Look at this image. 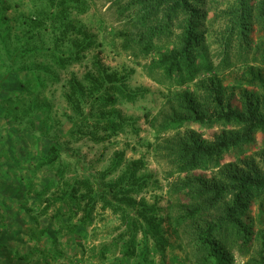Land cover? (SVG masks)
I'll return each instance as SVG.
<instances>
[{
	"label": "trees",
	"instance_id": "16d2710c",
	"mask_svg": "<svg viewBox=\"0 0 264 264\" xmlns=\"http://www.w3.org/2000/svg\"><path fill=\"white\" fill-rule=\"evenodd\" d=\"M80 1L45 0L44 9L38 14L42 21L34 22L31 29L34 32L48 30L59 21H66L70 7L75 8L79 5L76 8H80ZM247 1L237 0L238 9L229 22L230 37H236L237 40L243 39L245 34L243 13L246 11ZM258 1L260 18L264 22V0ZM113 3L119 16L125 15L128 20L124 25L121 24L115 28L116 30H112V38L114 42L119 40L121 50L132 54L134 59L139 55L149 57L155 49L156 40L163 36H171L177 27L181 29L180 47L165 54L158 67L152 61L142 65L149 79L158 85L169 83L167 86L169 91L172 87H181L195 79L198 70L193 64L192 57L195 47L200 44L197 27L202 17L201 0H113ZM54 29H60L62 34L67 29V25L63 22ZM30 42L28 38L7 52L8 64H4L6 72L0 78V110L2 109L6 123L0 135L3 141L0 144V159L2 162L5 161L4 166H10L16 183H26L23 184L24 189L21 188L23 192L18 190L10 205L5 204L7 197L1 198L0 209L11 214L13 205L18 203L21 206L25 203L21 200L24 194L34 196L36 205L28 208L22 206L18 212L19 220L11 219L7 222V216L0 214V259L8 263L15 260L28 261L30 253L25 246L38 245L48 237V248L38 251L41 264H86L88 261L90 264H112L109 259L112 253H107L111 247L119 249L121 254L117 264H126L136 255L135 234L138 229L143 232L145 243L151 239L154 248L163 251L167 241L161 236L162 221L158 217V207L132 198V194L140 191L147 182L146 176L136 178L132 172L137 163L132 166L128 174L120 175L112 182H105L123 162V154L114 153L109 166L101 173L100 179L94 185L87 179H75L71 184L67 182L63 184L65 168L61 169L58 166L64 150L61 142L87 139L98 144L108 142L110 138L118 135L127 126L128 121L117 111L116 106L120 101L133 102L137 92L129 90L124 82V76L109 72L99 63H95V72L85 74L84 83L76 78L68 83L65 100L71 107L74 118L67 117V128L62 134L58 120L50 118L52 107L48 106L46 100L40 98L37 92V89L44 87L45 84L40 74L41 70L48 74L52 82L55 80V75L50 68L30 61L36 52V49L30 47ZM0 43L3 45L1 39ZM88 46L91 47L90 42H85L83 46H79L78 51L85 50ZM45 52L52 55L54 64L60 68H64L71 57H75L71 56L72 54L67 56L59 54L54 45L46 47ZM18 61L21 63L20 69L25 74V78L13 90L2 96V86L7 82L10 66ZM255 79H262L259 73ZM174 96L177 98L166 102L168 109L159 112L158 116L148 122L155 135L154 159L158 164L166 166L164 174L167 177L192 171L202 164L212 163L231 146L248 141L255 131H264V117H254L251 113L242 116L231 110L225 111L219 95H213L209 101V107L216 109L211 114L208 110H199L195 99L187 93H177ZM173 102L175 103L169 109V105ZM145 118L149 119V115L145 114ZM213 118L237 124L242 128L241 133L222 136L212 145H204L199 139L194 138V135L169 137L171 131H177L186 122L202 124ZM16 123H26L28 127L25 131H21ZM37 126L40 130H37L39 129L36 128ZM8 128H12L13 132ZM51 131H53L52 135ZM37 132L41 135L36 136L39 135ZM43 138L48 140L46 146L42 145ZM18 143L20 146H17ZM28 143L32 145L31 152ZM29 157L32 158L29 161L34 164H32L34 173L40 177L39 183L30 179L25 180L21 175L16 176L19 172L15 167ZM26 162L28 163V160ZM4 166L2 167L5 168ZM42 179L46 181L43 185ZM226 179L231 183L230 191L224 186L205 185L198 178L183 180L181 184L175 186L180 187L178 188L180 190H187V194L195 201L186 210L185 215L190 221H196L197 217L200 220L204 208H209L223 200L219 218L205 222L203 227L200 224L195 225V222L190 224L194 237L192 246L199 253L198 264H231L230 254L225 247L226 240L219 238L223 235L226 222L233 224L235 237H240L245 247L249 246L248 232L238 217L246 206L248 194L253 189L264 188V174L229 175ZM51 192L53 193L50 195ZM227 193L230 202L225 205ZM98 199L103 201L99 209L101 213L108 210L119 214L128 231L125 242L121 243V236H118L110 245L101 242L97 245L89 244L87 229L97 213ZM129 212H132L131 216ZM185 215L184 219H186ZM40 219H45L44 223L41 224ZM23 225L27 228V236L24 237L26 242L22 248L16 246L14 250H9L10 243L18 238L17 226ZM8 228H12L10 236L5 232ZM118 242L120 246L117 247ZM258 264H264V234L261 237Z\"/></svg>",
	"mask_w": 264,
	"mask_h": 264
},
{
	"label": "rangeland",
	"instance_id": "374dc122",
	"mask_svg": "<svg viewBox=\"0 0 264 264\" xmlns=\"http://www.w3.org/2000/svg\"><path fill=\"white\" fill-rule=\"evenodd\" d=\"M201 2L202 17L197 27L200 44L195 47L192 57L198 71L192 82L181 87H172L169 91L167 89L169 83L156 84L146 76L142 65L152 61L158 67L165 54L180 47V27L175 28L171 36H163L156 40L155 49L149 57L139 55L134 59L132 54L121 50L119 40L114 42L112 38V30H116V27L124 25L128 20L125 15L119 16L113 0H81L80 8H76L79 5L75 8L70 7L66 21H59L52 28L39 32H34L31 27L34 22L42 21L38 14L43 11L45 0H0V39L3 44L0 43V78L6 72L4 64H8L7 52L29 38L30 47L36 49L30 61L50 68L55 75V80L52 82L48 74L41 70L40 74L45 84L44 87L37 89V92L39 97L45 99L47 105L52 107L50 118L58 120L62 134L67 128V117L74 118L73 111L65 100L68 83L73 78L84 83V75L95 72V63H99L109 72L124 76V82L129 90L137 92L133 102L120 101L116 106L117 111L128 121L127 126L118 135L110 138L108 142L98 144L87 139L68 143L63 141L61 144L64 150L58 161L59 168H65L63 184H66L65 182L71 184L75 179H87L94 185L100 179L101 173L109 166L116 152L123 154V162L105 182H112L118 176L128 174L135 163L137 166L132 170L135 177H147L146 185L137 193H133L132 198L158 207V217L162 221L161 236L167 241V245L163 251L155 249L151 239L145 243L143 232L138 229L135 234L136 255L126 264H198L199 253L192 246L194 237L190 224L195 222V225L200 224L203 227L205 222L219 218L223 200L209 208H204L200 220L197 217L196 221H190L185 214L195 201L187 194V190H180L178 189L180 187L175 186L181 184L183 180L198 178L205 185L224 186L230 191L231 183L226 179L229 175L264 174V131L260 130L255 131L248 141L231 146L222 152L212 163L209 162L205 164L206 166L202 164L199 168L174 174L172 177H167L164 174L166 166L158 164L154 159L155 135L148 122L158 116L159 112L167 110L166 102L177 98L174 96L177 93L189 94L195 99L199 110H208L210 114L216 109L209 107V101L213 95H219L225 111L231 110L242 116L251 113L254 117H264V22L258 10L259 1H247L246 11L243 13L245 34L241 40L230 37L228 31L233 13L238 9L237 0H201ZM63 22L67 25V29L61 34L60 29L54 28ZM85 42H90L91 47L78 51L79 46H83ZM52 45L57 48L59 54L65 56L72 54L71 56L75 57H71L64 68L57 67L52 55L45 52L46 47ZM20 66V61L10 66L7 82L2 86V96L13 90L25 78ZM258 73L262 79H255ZM174 103L169 105V109ZM2 113L1 109L0 135L6 127ZM145 114L149 115V119L146 120ZM16 124L21 131H25L28 127L26 123ZM10 130L13 132L12 128ZM241 130L242 128L235 123L213 118L202 124L186 122L177 131H171L169 137L194 135V138L199 139L204 145H212L218 138L230 133L239 134ZM50 134L52 135L53 131ZM40 135L41 133L36 136ZM2 142L0 139V144ZM47 144L48 140L43 138L42 145ZM17 146L20 144L18 143ZM28 147L31 152L32 145L28 143ZM26 158L15 167L19 172L16 176L21 175L25 180L30 179L39 183L40 177L34 173V164L29 161L32 158ZM4 162L0 159V199L7 197L5 204L10 205L18 190L23 192L21 188L26 183H16L10 166H4ZM45 182L44 179L41 180L42 185ZM247 199L246 206L238 218L248 232L249 246L245 247L243 240L235 237L232 223H225L227 225H224L223 235L219 237L220 240H226L225 247L230 254L231 264L259 262L261 237L264 234V188L253 189ZM21 200L25 203L21 206L18 203L13 205L11 214L0 209V214L7 216V222L11 219L19 220L18 212L22 206L28 208L36 205L35 197L31 194L22 195ZM229 200L227 193L225 205H228ZM102 204L103 201L98 199L97 213L87 229L89 244L97 245L101 242L110 245L118 236H121V243L125 242L128 231L119 214L108 210L101 213L99 209ZM131 214L132 212H129V216ZM44 220L40 219V223H44ZM11 231L12 228L5 230L9 236ZM17 231L18 238L10 243L9 250H14L16 246L22 248L26 242H24V237L27 236L25 225L17 226ZM48 240L49 238L45 237L38 245L25 246L30 253L28 261L15 260L8 263L0 259V264H18V262L41 264L38 251L48 248ZM118 246H120L119 242ZM107 253H112L109 257L110 262L117 264L118 258H121L119 249L111 247Z\"/></svg>",
	"mask_w": 264,
	"mask_h": 264
}]
</instances>
